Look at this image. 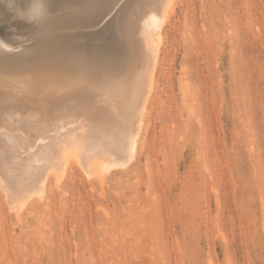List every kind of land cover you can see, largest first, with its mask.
Returning <instances> with one entry per match:
<instances>
[{
	"label": "rangeland",
	"instance_id": "1",
	"mask_svg": "<svg viewBox=\"0 0 264 264\" xmlns=\"http://www.w3.org/2000/svg\"><path fill=\"white\" fill-rule=\"evenodd\" d=\"M172 6L137 155L101 184L59 155V189L30 185L29 209L0 190V264H264V0ZM6 20L0 36L24 39Z\"/></svg>",
	"mask_w": 264,
	"mask_h": 264
},
{
	"label": "bare ground",
	"instance_id": "2",
	"mask_svg": "<svg viewBox=\"0 0 264 264\" xmlns=\"http://www.w3.org/2000/svg\"><path fill=\"white\" fill-rule=\"evenodd\" d=\"M172 2L0 0V18L25 35L20 41L0 36V92H8L0 96V190L11 210L14 201L27 205L39 193L41 201L49 173L58 188L69 168L59 155L79 156L100 184L109 167L135 158ZM101 35L93 54L83 41ZM102 46L116 56L109 65L98 60ZM18 75L23 80L16 85Z\"/></svg>",
	"mask_w": 264,
	"mask_h": 264
}]
</instances>
